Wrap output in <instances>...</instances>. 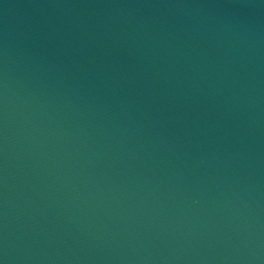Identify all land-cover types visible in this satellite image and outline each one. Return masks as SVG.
I'll list each match as a JSON object with an SVG mask.
<instances>
[{
	"label": "water",
	"instance_id": "95a60500",
	"mask_svg": "<svg viewBox=\"0 0 264 264\" xmlns=\"http://www.w3.org/2000/svg\"><path fill=\"white\" fill-rule=\"evenodd\" d=\"M0 264H264V0H0Z\"/></svg>",
	"mask_w": 264,
	"mask_h": 264
}]
</instances>
